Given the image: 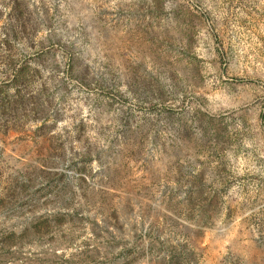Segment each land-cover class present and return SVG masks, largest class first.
I'll list each match as a JSON object with an SVG mask.
<instances>
[{
    "label": "rangeland",
    "instance_id": "374dc122",
    "mask_svg": "<svg viewBox=\"0 0 264 264\" xmlns=\"http://www.w3.org/2000/svg\"><path fill=\"white\" fill-rule=\"evenodd\" d=\"M0 264H264V0H0Z\"/></svg>",
    "mask_w": 264,
    "mask_h": 264
}]
</instances>
